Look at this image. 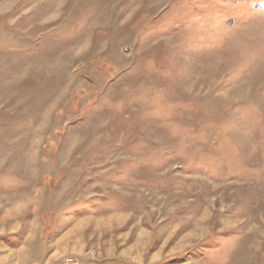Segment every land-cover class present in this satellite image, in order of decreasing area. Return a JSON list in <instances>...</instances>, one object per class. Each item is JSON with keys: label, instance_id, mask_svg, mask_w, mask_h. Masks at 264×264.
I'll return each mask as SVG.
<instances>
[{"label": "rangeland", "instance_id": "1", "mask_svg": "<svg viewBox=\"0 0 264 264\" xmlns=\"http://www.w3.org/2000/svg\"><path fill=\"white\" fill-rule=\"evenodd\" d=\"M0 264H264V0H0Z\"/></svg>", "mask_w": 264, "mask_h": 264}]
</instances>
